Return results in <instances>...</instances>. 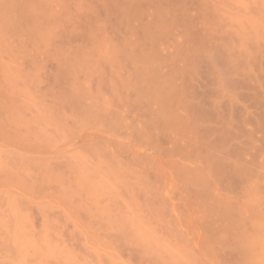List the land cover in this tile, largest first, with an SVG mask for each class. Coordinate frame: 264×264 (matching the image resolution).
Returning <instances> with one entry per match:
<instances>
[{"label":"rangeland","instance_id":"1","mask_svg":"<svg viewBox=\"0 0 264 264\" xmlns=\"http://www.w3.org/2000/svg\"><path fill=\"white\" fill-rule=\"evenodd\" d=\"M247 2L0 0L23 90L20 134L7 87L0 127L35 228L68 219L88 264H243L241 232L264 221V0ZM76 159L106 182L98 202Z\"/></svg>","mask_w":264,"mask_h":264},{"label":"bare ground","instance_id":"2","mask_svg":"<svg viewBox=\"0 0 264 264\" xmlns=\"http://www.w3.org/2000/svg\"><path fill=\"white\" fill-rule=\"evenodd\" d=\"M246 2L247 0L246 1L224 0L225 4L230 3V5L235 4V6L237 4V7L239 5V7L240 6L246 7L248 9V5H247L248 2L247 3ZM226 13L224 12L223 14L225 17H227L228 15ZM243 17L242 18L240 17L242 21H240V18L238 16L237 19L234 17L233 20L235 19L238 20V23L236 21L237 25L239 24L240 21L241 24H239L238 26L240 27L239 29L243 28L242 30H244L245 28V30H247L248 28L244 26V22H243V20H245L246 18L244 17L245 18L244 19ZM251 24L252 22H250V25L248 23L249 27L254 25V23L252 25ZM241 25H243V27H241ZM262 28L264 27L262 26ZM262 28H260L259 26L260 31L257 29L259 35H261V32L263 33ZM245 30L242 32L243 34ZM245 34L247 37V31ZM40 38L41 37H39V39ZM44 38H41L40 40H43ZM2 67H4V64L2 66V64L0 63V91L2 93L3 91L1 89H5L6 87L8 89L11 88L10 91L13 92L11 93L12 94L11 96H13L11 102L14 103V106L12 103L11 104V106H13V108L11 109L12 118L10 122H13V124L16 125L13 126L15 127L14 131H16V129L17 131H20L21 128L19 129V127L22 126L21 123L23 121L22 120L23 112H21L22 109L21 97L23 96V92H22L23 90L21 89V82H19L20 81V76L18 74L19 71H16L17 69L15 67L14 69H12L13 67L11 66H9V69L8 66H5L4 67L5 69ZM1 101H0V124H2L3 122L6 123L4 121L5 116H6V120L7 121L9 120V117L7 116L9 115L8 113L10 112V109H6V107L9 108V106H7L4 102L2 104ZM4 105H6V107ZM7 110H9L8 113ZM171 119L173 121V118L169 117L168 123L171 121ZM8 124L11 126L12 123L10 124L8 122ZM17 131L15 132L16 134ZM16 134L15 136L17 137V135H19L20 132H18L17 135ZM3 135H4L3 128L0 127V264H88L85 261L84 258L85 253L83 252L82 247L76 253H72V251L70 253V251H68L69 249H67L68 246L67 244L71 241L69 234L70 231L68 232V230L65 228V226H67V222L69 221L67 218H65L67 220H62L61 221L62 225H60L61 222L60 223L55 222L53 219H51L50 216H47L49 217V219H47L45 217L46 215H44V218H46L47 220L45 219V222H43L42 225L40 224L39 227L37 228L34 227L36 225V223H34L35 225L33 224L34 220L32 221L34 217L31 218L30 217L31 215L30 214L28 215L25 212L29 210L30 206H28V204L32 202L28 203V201L30 200L29 198L26 199V196L23 194L24 192L22 189L24 184L22 178L25 175L27 176V174L24 169L23 160L19 153L20 147H18V145H20L21 143L18 144L19 143L18 140L20 139H18V137L17 140L16 138H14L16 141V147L18 148L16 149V151H13L14 153L7 154L4 151L5 136ZM85 161L87 160L84 159L81 160L80 162L79 160H77L76 164L79 163V165H77V168L75 167L76 174L74 172L77 178L76 185H78L79 188L83 189L84 192H86L87 197L90 200L92 199L91 200L92 202L93 201L98 202V199H100L99 197H101V194L103 195V192H105L103 191V189L104 187L106 188V186H104L106 182L104 181V185H103L101 178L98 179L97 182L96 180L91 178L93 176L92 174L94 173L89 172L91 167L90 169L89 167L87 168L88 165L86 166L87 163H85ZM27 177H25L26 180L29 178ZM191 180L192 181L197 180V176L196 177L191 176ZM253 189H255V187ZM254 195L252 194L251 197H253ZM255 198L257 199L258 196H256ZM252 199L254 200V198ZM256 203L257 201H255L254 204ZM32 216H33V211H32ZM239 217L240 220L242 221L240 225L242 228L245 220H242V214ZM260 217L262 216L257 217L252 222L254 226V233L252 235H248L244 232H241L240 244L243 250L241 252L243 264H264V221L260 219ZM132 225L133 226L130 227L135 233L134 236L135 239H137L136 238L137 236L140 237L139 240L146 239L147 241L145 242H147L148 244L149 242L151 243L150 241L151 239H149L151 236L144 238V236H147L148 234H146L145 232L143 233V231L141 232L140 227L136 228L137 227L136 224L134 225L132 223ZM174 260H172V262ZM98 263L101 264L100 262Z\"/></svg>","mask_w":264,"mask_h":264}]
</instances>
